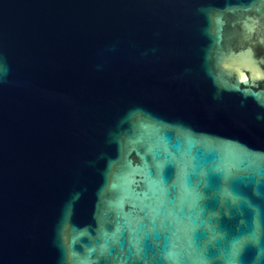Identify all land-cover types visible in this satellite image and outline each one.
<instances>
[{"label":"water","instance_id":"obj_1","mask_svg":"<svg viewBox=\"0 0 264 264\" xmlns=\"http://www.w3.org/2000/svg\"><path fill=\"white\" fill-rule=\"evenodd\" d=\"M0 264H264V0H0Z\"/></svg>","mask_w":264,"mask_h":264},{"label":"snow or ice","instance_id":"obj_2","mask_svg":"<svg viewBox=\"0 0 264 264\" xmlns=\"http://www.w3.org/2000/svg\"><path fill=\"white\" fill-rule=\"evenodd\" d=\"M244 79L246 80L247 78L245 77Z\"/></svg>","mask_w":264,"mask_h":264}]
</instances>
